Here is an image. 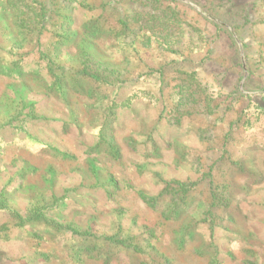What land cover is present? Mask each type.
<instances>
[{"label": "rangeland", "instance_id": "rangeland-1", "mask_svg": "<svg viewBox=\"0 0 264 264\" xmlns=\"http://www.w3.org/2000/svg\"><path fill=\"white\" fill-rule=\"evenodd\" d=\"M20 1L0 264H264V0Z\"/></svg>", "mask_w": 264, "mask_h": 264}, {"label": "trees", "instance_id": "trees-1", "mask_svg": "<svg viewBox=\"0 0 264 264\" xmlns=\"http://www.w3.org/2000/svg\"><path fill=\"white\" fill-rule=\"evenodd\" d=\"M20 2L23 5V7L19 8L17 11L20 27L26 25L25 20L27 17H32L34 21H36V18H41L38 15L43 12V9L42 7H38V4L35 1L31 0L30 3H28V1L21 0Z\"/></svg>", "mask_w": 264, "mask_h": 264}]
</instances>
